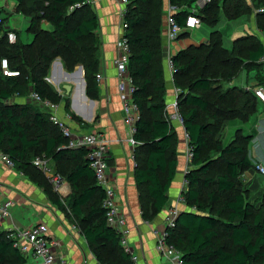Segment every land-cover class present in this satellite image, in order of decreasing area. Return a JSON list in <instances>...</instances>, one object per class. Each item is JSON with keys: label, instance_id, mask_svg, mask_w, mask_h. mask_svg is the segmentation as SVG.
Segmentation results:
<instances>
[{"label": "trees", "instance_id": "1", "mask_svg": "<svg viewBox=\"0 0 264 264\" xmlns=\"http://www.w3.org/2000/svg\"><path fill=\"white\" fill-rule=\"evenodd\" d=\"M15 1V12L28 19L30 40L23 42L16 29L0 28V150L79 228L101 264H135L117 230L107 223L104 190L89 165V151L69 148L48 109L30 98L35 92L61 103L82 128L91 127L72 112L69 96L60 94L47 77L57 58L69 72L81 65L86 95L99 99V18L85 0ZM195 2L169 0L177 8L174 16L181 26ZM166 10V0H129L125 13L128 73L140 114L134 134L135 181L141 215L148 222L168 206L178 167L175 122H170L166 111L162 39ZM196 14L211 28L209 42L192 44L172 55L173 83L180 90L178 104L193 158L185 174L188 209L178 216L168 242L181 252L184 264H264V191L252 201L247 191L237 187L242 174L255 168L248 148L252 136L239 130L228 145L222 141L226 121L246 123L258 110L253 89L264 87V0H212L196 9ZM251 15L262 35L246 33L226 47L216 28L222 17L232 20ZM45 21L51 29L43 26ZM10 31L16 33L15 43L8 40ZM188 34L185 30L182 36ZM2 59H7L9 71L16 75L4 74ZM243 72L256 73L255 86L247 89L235 82ZM38 156L53 161L56 172L71 184L65 199L34 166ZM108 164H112L110 159ZM194 206L196 210H191ZM0 264H29L13 246L9 233L1 229Z\"/></svg>", "mask_w": 264, "mask_h": 264}, {"label": "crops", "instance_id": "2", "mask_svg": "<svg viewBox=\"0 0 264 264\" xmlns=\"http://www.w3.org/2000/svg\"><path fill=\"white\" fill-rule=\"evenodd\" d=\"M168 5L169 0H166V9ZM15 8L16 1L14 12ZM121 8L120 4L109 0H94L93 3V9L99 18L97 35L101 41L100 66L97 75V77L99 76L97 78L99 83L98 100H92L94 103L91 104V99L88 96L84 98L81 95V77L78 74L69 75V71L65 69L60 58L54 61H60L62 69L59 66H53V61L47 79L60 94L69 96L71 103L73 100L74 106L72 104L70 106L72 112L91 125L90 128L80 126L83 132L99 133L109 140V159L112 164L109 166L108 178L116 188V201L125 215L131 231L128 242L136 258L135 263L172 264L157 250V239L153 235L152 229L163 223L165 211L181 192L185 172L192 167V162L187 159L186 155L184 129L175 123L174 127L178 138L176 147L178 167L168 193L169 204L152 222L147 223L143 220L135 181L136 162L133 155L135 147L129 142V127L125 121L118 89L116 58L118 55L117 42L123 34L121 30ZM19 23L21 27H26L29 24L28 19L24 16L23 19L22 17L19 19ZM43 26L52 28L46 21L43 22ZM16 27L10 28L17 30ZM198 29L200 30L198 31ZM253 29L257 30L255 22ZM166 31L165 18L162 34L164 48L168 44ZM192 31L193 35H190L191 31H189L187 36H182V32L178 40L171 44L172 55L192 44L200 45L209 42V35L206 32L208 31L210 34L211 29L207 30L202 26ZM244 34L246 33L237 37ZM27 39L30 40V35H27ZM77 68L78 66L74 70ZM255 75V72H243L235 82L241 87L252 88L256 84ZM165 81L167 87L166 100L169 102L174 97L175 86L167 67L165 69ZM66 85L71 86L69 95L65 89L63 90ZM90 113H92V119L87 120L85 117ZM239 130L245 135L252 136L248 148L253 163L264 165V104L261 101L258 102V110L250 121L245 123L240 119H233L225 122L222 130L223 143L225 145L231 143ZM50 164L56 171L55 163L50 160ZM21 172L18 169H10L0 162V199L11 200L14 203L9 211L10 214L4 218V226L22 229L45 223L49 228L50 240L55 243L53 247L58 258L64 257L68 264H101L91 252L83 235L73 229V225L69 223L66 215L50 202L47 194L39 185L33 183L28 176ZM241 177L249 189L254 192L255 197L264 191V176L260 175L255 168L244 172ZM53 190L60 198L69 195L72 191L71 184L66 180L60 190H56L54 187Z\"/></svg>", "mask_w": 264, "mask_h": 264}, {"label": "built area", "instance_id": "3", "mask_svg": "<svg viewBox=\"0 0 264 264\" xmlns=\"http://www.w3.org/2000/svg\"><path fill=\"white\" fill-rule=\"evenodd\" d=\"M121 5V30L123 34L119 38L118 55L116 58V69L118 77V89L123 105V113L125 121L129 127V142L131 145L136 146L137 142L134 139V134L137 131L136 122L139 120L140 114L136 103L133 101L132 94L135 90L133 80L128 73V64L130 58V45L126 38V29L128 23L125 19L126 7L129 0H109ZM212 0H196L195 8L187 16L184 26L177 21L174 14L177 8L171 4L167 7V46L165 48V64L170 74L173 77L175 71L172 61V52L170 50L171 44L178 40L183 31H192L200 28L202 21L196 14V9L202 8L205 4ZM85 3L93 6L94 0H85ZM256 12V10H255ZM8 40L10 43H15L17 40L16 33L10 31L8 33ZM264 62V57L261 59ZM1 66L6 75H12L9 71L7 59H2ZM99 78V76H98ZM49 81V79H47ZM254 93L264 104V87H255ZM180 90L175 88L174 97L167 103L166 111L167 117L170 122H175L184 129V118L179 109L178 96ZM30 98L48 109L50 120L57 124L62 131L63 136L68 140L67 146L69 148H86L88 152L89 165L94 171L97 184L104 190L103 207L106 210L107 223L113 227L120 235V243L127 253L133 256L132 250L129 246V235L131 233L127 223V219L123 214L121 208L116 201V188L110 183L108 178L109 172V140L102 134L93 132H83L80 125L72 119V116L65 112L63 104L52 102L49 99H43L38 93H32ZM184 138L186 143V155L189 161H192L193 153L189 142V135L184 129ZM0 162L10 169H16L15 162L0 150ZM36 166L46 177L56 190H60L65 179L54 169L50 164L49 158L45 156H38L33 160ZM256 171L264 176V165L261 163L255 164ZM189 170V169H188ZM186 170V172L188 171ZM185 172V174H186ZM22 173V172H21ZM188 188V181L184 178L181 192L167 207L164 214L163 223L156 228L152 229L153 235L157 239V250L172 264H184L181 252L175 247L174 244L168 242L170 230L176 227L178 216L184 209L187 208L186 198L184 196ZM64 197V196H62ZM62 199V198H61ZM14 206L11 200L0 199V229L9 233V237L13 240V246L24 256L29 264H68L64 257L58 258L54 252V242L50 240L49 228L45 223H39L32 227L27 228H6L3 224L4 218L10 213V209ZM191 210H196L192 207ZM149 223L148 221H146ZM73 229L81 231L78 227L73 225ZM84 237V236H83ZM133 259H136L133 257Z\"/></svg>", "mask_w": 264, "mask_h": 264}, {"label": "rangeland", "instance_id": "4", "mask_svg": "<svg viewBox=\"0 0 264 264\" xmlns=\"http://www.w3.org/2000/svg\"><path fill=\"white\" fill-rule=\"evenodd\" d=\"M14 4H15V0H0V28L1 26H4V27L17 26L16 28H17V31L19 32L20 39L23 42H28L27 35L28 36L30 35L27 32L28 26L26 27L20 26L19 19H21V17L23 19V16L21 14H17L16 12H14ZM251 16L254 19V15H251ZM252 17L244 16V17H240L238 19H232V20L222 17L220 23L218 24L216 28H218L221 31L223 38H224V44L226 47H230L233 39H235L238 35L242 33H255L258 36H260L261 33L253 29L254 22H253ZM202 26L206 28L207 30L211 29L205 23H202ZM199 30L200 29H198V31ZM206 33L209 35L208 31ZM191 34L193 35V31H191L190 35ZM215 172L216 170H213L211 174L213 175L215 174ZM237 187L239 190L247 191L252 201H254L259 196L258 195L257 197H255L254 192H252L249 189V186L246 184L243 177H241V181ZM62 199H65V198L62 197ZM132 257H134V255ZM135 260L136 259H133L134 263H135Z\"/></svg>", "mask_w": 264, "mask_h": 264}, {"label": "water", "instance_id": "5", "mask_svg": "<svg viewBox=\"0 0 264 264\" xmlns=\"http://www.w3.org/2000/svg\"><path fill=\"white\" fill-rule=\"evenodd\" d=\"M53 66H59L61 69H62V64L60 63V61H54L53 62ZM69 75H79L82 79V83L80 84V92H81V95L86 98L87 95H86V88H85V75H84V69L81 65L78 66V68L72 72H69L68 73ZM12 75H16V74H12ZM65 89L66 93L69 95L70 93V90H71V86L69 85H66V87H63V90ZM91 104L94 103V101H90ZM72 106H74V103H73V100H72ZM87 120H91L92 119V113H90L89 115H87L85 117Z\"/></svg>", "mask_w": 264, "mask_h": 264}]
</instances>
